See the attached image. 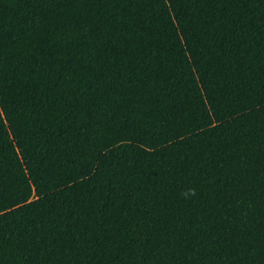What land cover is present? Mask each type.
<instances>
[{"label":"trees","instance_id":"obj_1","mask_svg":"<svg viewBox=\"0 0 264 264\" xmlns=\"http://www.w3.org/2000/svg\"><path fill=\"white\" fill-rule=\"evenodd\" d=\"M0 264H264V0H0Z\"/></svg>","mask_w":264,"mask_h":264}]
</instances>
